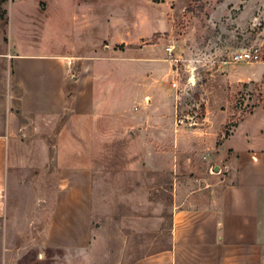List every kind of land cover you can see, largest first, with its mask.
I'll list each match as a JSON object with an SVG mask.
<instances>
[{
    "label": "rangeland",
    "instance_id": "rangeland-1",
    "mask_svg": "<svg viewBox=\"0 0 264 264\" xmlns=\"http://www.w3.org/2000/svg\"><path fill=\"white\" fill-rule=\"evenodd\" d=\"M61 2L71 24L43 17ZM11 5L33 23L15 44L38 53L87 48L109 93L92 146L90 251L45 246L56 195L26 177L0 220V264H132L158 251L169 243L175 179L196 185L208 168L211 124L226 114L221 142L263 102L264 0H0V104L10 90L19 94L1 61ZM251 50L259 62H234Z\"/></svg>",
    "mask_w": 264,
    "mask_h": 264
},
{
    "label": "crops",
    "instance_id": "crops-1",
    "mask_svg": "<svg viewBox=\"0 0 264 264\" xmlns=\"http://www.w3.org/2000/svg\"><path fill=\"white\" fill-rule=\"evenodd\" d=\"M64 7L56 4L43 17L71 24ZM15 8L8 9L9 43L1 55L19 94L10 90L0 104V220L9 217L11 194L25 178H37L36 185L45 187L38 191L56 195L45 246L86 256L93 239L92 146L109 91L96 74L97 59L77 43L51 53L15 44L18 34L27 37L33 28L32 15L22 10L17 15ZM217 117L202 178L191 186L175 179L169 243L132 264H264V97L221 142L219 131L228 118Z\"/></svg>",
    "mask_w": 264,
    "mask_h": 264
},
{
    "label": "built area",
    "instance_id": "built-area-1",
    "mask_svg": "<svg viewBox=\"0 0 264 264\" xmlns=\"http://www.w3.org/2000/svg\"><path fill=\"white\" fill-rule=\"evenodd\" d=\"M167 53H169L170 55H172V48H168ZM261 59L260 54H259V50H251V51H247V52H241L239 54H236L233 57V60L235 63H242V62H252V63H257L259 62ZM175 63H178V60H173ZM68 70L67 73L69 75L72 74V67H73V61L69 60L68 61ZM176 84H174L175 86Z\"/></svg>",
    "mask_w": 264,
    "mask_h": 264
},
{
    "label": "trees",
    "instance_id": "trees-1",
    "mask_svg": "<svg viewBox=\"0 0 264 264\" xmlns=\"http://www.w3.org/2000/svg\"><path fill=\"white\" fill-rule=\"evenodd\" d=\"M6 15H7V12L6 11H3L1 13V19L4 20V18H5ZM7 25H8V21L5 20L4 23H3V27H7Z\"/></svg>",
    "mask_w": 264,
    "mask_h": 264
},
{
    "label": "water",
    "instance_id": "water-1",
    "mask_svg": "<svg viewBox=\"0 0 264 264\" xmlns=\"http://www.w3.org/2000/svg\"><path fill=\"white\" fill-rule=\"evenodd\" d=\"M216 171H218V169H216Z\"/></svg>",
    "mask_w": 264,
    "mask_h": 264
}]
</instances>
